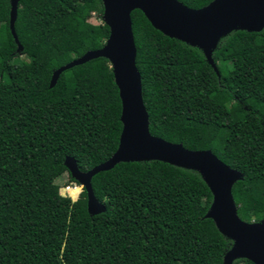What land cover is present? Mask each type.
I'll return each instance as SVG.
<instances>
[{
	"label": "trees",
	"instance_id": "16d2710c",
	"mask_svg": "<svg viewBox=\"0 0 264 264\" xmlns=\"http://www.w3.org/2000/svg\"><path fill=\"white\" fill-rule=\"evenodd\" d=\"M178 1L199 10L215 0ZM104 11L102 0H21V52L11 1L0 0V264H224L233 241L207 218L214 197L197 171L120 163L92 179L99 215L89 213L86 190L77 201L78 186L60 193L68 157L87 173L120 143L122 102L108 59L75 66L51 87L55 71L104 47L105 23L82 28ZM132 22L151 134L212 151L241 172L238 215L263 222L264 30L220 39L218 75L201 49L167 37L142 11Z\"/></svg>",
	"mask_w": 264,
	"mask_h": 264
},
{
	"label": "water",
	"instance_id": "95a60500",
	"mask_svg": "<svg viewBox=\"0 0 264 264\" xmlns=\"http://www.w3.org/2000/svg\"><path fill=\"white\" fill-rule=\"evenodd\" d=\"M11 1L10 28L19 46L15 25L21 0ZM104 23L110 37L100 50L90 51L54 72L51 87L60 75L79 65L98 58L111 64L122 102L123 130L116 153L105 163L87 173L80 171L75 159L68 157L65 166L88 194V211L99 215L105 206L95 196L92 179L120 163L161 161L199 172L213 194L207 218L212 219L220 232L233 241L225 255L224 264L246 259L264 264V221L244 222L238 215L234 200V185L243 174L231 169L212 151H190L182 144H172L150 132V120L144 98L142 76L137 67V48L132 13L142 11L155 29L170 37L201 49L219 75L213 53L220 39L234 31L262 32L264 30V0H215L199 10L191 9L178 0H102ZM77 201V200H74Z\"/></svg>",
	"mask_w": 264,
	"mask_h": 264
},
{
	"label": "rangeland",
	"instance_id": "374dc122",
	"mask_svg": "<svg viewBox=\"0 0 264 264\" xmlns=\"http://www.w3.org/2000/svg\"><path fill=\"white\" fill-rule=\"evenodd\" d=\"M103 24H104V19H103V17H100V16H98V15H93V17H92V18H91V19H90L85 25H82V28H83L85 31L91 33V32H96V31H98V30L100 29V27H101ZM234 146H235V143L232 142V141L228 144V148H233ZM59 183L63 185V186L61 187V189H60V193H61V195H63V196H68V197H70V196L68 195V193H64V192H63V190H64L65 188L70 187V186H78V187L81 188V191L78 189V190L75 192L76 195H79L78 198H77L76 200L79 199L81 193L83 192V186L80 185V184H77V183L73 182L69 173H65L64 176H63V178H62V181H59ZM65 184H66V186H64ZM79 193H80V194H79ZM72 200H73V199H72ZM73 201H74V200H73Z\"/></svg>",
	"mask_w": 264,
	"mask_h": 264
}]
</instances>
